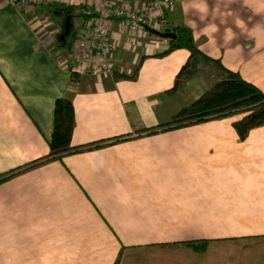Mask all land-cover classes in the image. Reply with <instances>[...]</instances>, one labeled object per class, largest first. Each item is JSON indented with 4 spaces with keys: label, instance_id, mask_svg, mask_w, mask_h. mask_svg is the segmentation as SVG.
<instances>
[{
    "label": "crops",
    "instance_id": "obj_1",
    "mask_svg": "<svg viewBox=\"0 0 264 264\" xmlns=\"http://www.w3.org/2000/svg\"><path fill=\"white\" fill-rule=\"evenodd\" d=\"M73 5L94 15L75 16L68 44L56 9ZM97 10L0 0V175L49 154L58 98L74 104L73 145L115 140L0 181V264H264V124L245 139L232 115L145 132L220 77L201 63L168 94L189 51L155 56L170 46L157 31L190 26L206 54L264 91V0H176L164 23L135 32L112 18L115 49L79 60ZM140 62L135 78L114 76ZM203 239L204 249L186 243Z\"/></svg>",
    "mask_w": 264,
    "mask_h": 264
},
{
    "label": "trees",
    "instance_id": "obj_2",
    "mask_svg": "<svg viewBox=\"0 0 264 264\" xmlns=\"http://www.w3.org/2000/svg\"><path fill=\"white\" fill-rule=\"evenodd\" d=\"M78 10H81V7L73 5L57 8L56 13H58L63 23H66L70 18L71 25H73L76 15L82 16L83 19L94 15L93 12L80 13ZM163 32H172L176 36L170 38V46L167 50L155 56H165L179 48H185L189 51L186 62L175 75L173 86L167 90L168 94H174L182 89L185 82L197 73L201 63L213 64L220 71V77L197 99H194L173 115L167 123L148 128L145 132L175 129L212 119L242 114L241 117L233 121V127L240 138L245 139L253 128L264 124V91L254 83L244 79L238 71L227 68L220 59L206 54L196 43L194 32L190 26L180 24L171 29L157 31L160 35ZM73 34L72 27L64 41L70 44L69 36H73ZM140 64L141 62L132 74L114 72V76L117 78H135L140 69ZM72 76H75V74H72ZM72 81L74 80L72 79ZM75 125V110L72 99L69 96L58 98L54 105V129L49 143V154L8 173L1 174L0 181L54 158H61L65 154L101 147L115 141L105 139L88 144L73 145L72 134ZM186 243L197 249H204L207 240L187 241Z\"/></svg>",
    "mask_w": 264,
    "mask_h": 264
},
{
    "label": "built area",
    "instance_id": "obj_3",
    "mask_svg": "<svg viewBox=\"0 0 264 264\" xmlns=\"http://www.w3.org/2000/svg\"><path fill=\"white\" fill-rule=\"evenodd\" d=\"M15 5L27 6L40 0H12ZM62 2H82L84 0H60ZM139 9L131 8L128 5L115 7L114 0H93L97 6V14L94 18L85 22L77 41L79 60H86L88 57L105 59L114 49L115 44L109 38L111 19L118 18L122 21L125 29L138 31L150 24L156 18L160 23L165 22V12L171 8L176 0H142ZM106 67L98 66L94 73H100Z\"/></svg>",
    "mask_w": 264,
    "mask_h": 264
},
{
    "label": "water",
    "instance_id": "obj_4",
    "mask_svg": "<svg viewBox=\"0 0 264 264\" xmlns=\"http://www.w3.org/2000/svg\"><path fill=\"white\" fill-rule=\"evenodd\" d=\"M71 21H70V18H68L67 22L65 23V33L63 35V38H65L66 35H68L71 31ZM163 36L165 37H170V38H174L176 36L175 33H172V32H165L163 33Z\"/></svg>",
    "mask_w": 264,
    "mask_h": 264
},
{
    "label": "rangeland",
    "instance_id": "obj_5",
    "mask_svg": "<svg viewBox=\"0 0 264 264\" xmlns=\"http://www.w3.org/2000/svg\"><path fill=\"white\" fill-rule=\"evenodd\" d=\"M57 39V38H56ZM233 116H237L236 118H239L242 116V114H236V115H233Z\"/></svg>",
    "mask_w": 264,
    "mask_h": 264
}]
</instances>
